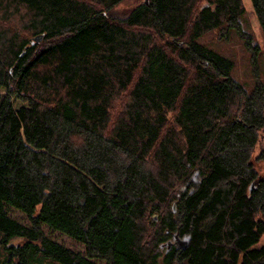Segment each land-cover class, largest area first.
<instances>
[{"label": "trees", "instance_id": "16d2710c", "mask_svg": "<svg viewBox=\"0 0 264 264\" xmlns=\"http://www.w3.org/2000/svg\"><path fill=\"white\" fill-rule=\"evenodd\" d=\"M123 1L0 0L3 264H264V83L199 42L255 57L242 0Z\"/></svg>", "mask_w": 264, "mask_h": 264}, {"label": "rangeland", "instance_id": "374dc122", "mask_svg": "<svg viewBox=\"0 0 264 264\" xmlns=\"http://www.w3.org/2000/svg\"><path fill=\"white\" fill-rule=\"evenodd\" d=\"M144 0H124L118 7L115 9L116 14H123L136 5L141 3ZM244 15L241 20L242 28L245 32L249 33L253 37V43L257 46L258 51L255 57L249 52L245 47L244 41L241 40L236 33L233 31L230 33L227 40H223L219 37L217 32L207 34L202 37L199 42L205 45L207 48L212 49L213 51L219 53L220 55L231 59L234 62L233 77L246 86L249 90L257 82L264 83V28H262L253 12L252 4L250 0H242ZM6 26H10L12 30L21 31L20 22L18 17H11ZM119 108V104H117ZM264 149V132L261 133L260 139L256 147L254 148L252 155V162L255 166L256 171L259 174H264V162H256L255 159ZM197 180V176L193 177V181ZM11 216L18 220L21 223H26L25 219L16 212L11 211ZM151 216H148V220ZM1 235V234H0ZM62 237V236H61ZM60 236H53L55 240L61 242L62 244L72 247L74 249H79V246L68 242L67 240ZM1 238V236H0ZM176 242H182V240H176ZM22 240L13 239L10 241V245L21 244ZM264 245V235L260 239L258 246ZM161 250H164L162 248ZM5 252L0 245V264H3L5 260ZM30 264V263H29ZM31 264H57L52 260H43L41 258H35Z\"/></svg>", "mask_w": 264, "mask_h": 264}, {"label": "water", "instance_id": "95a60500", "mask_svg": "<svg viewBox=\"0 0 264 264\" xmlns=\"http://www.w3.org/2000/svg\"><path fill=\"white\" fill-rule=\"evenodd\" d=\"M41 40H42V36H37V37L33 38L32 44L39 43ZM156 219H157V216L155 215L154 216V220H156ZM185 245L186 244L184 243V245L182 246V248H184Z\"/></svg>", "mask_w": 264, "mask_h": 264}, {"label": "flooded vegetation", "instance_id": "af4514ba", "mask_svg": "<svg viewBox=\"0 0 264 264\" xmlns=\"http://www.w3.org/2000/svg\"><path fill=\"white\" fill-rule=\"evenodd\" d=\"M180 243V242H179Z\"/></svg>", "mask_w": 264, "mask_h": 264}]
</instances>
